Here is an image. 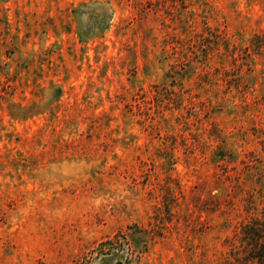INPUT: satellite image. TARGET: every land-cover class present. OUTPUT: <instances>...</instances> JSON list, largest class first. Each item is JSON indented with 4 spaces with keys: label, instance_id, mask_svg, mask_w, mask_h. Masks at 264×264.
Returning <instances> with one entry per match:
<instances>
[{
    "label": "rangeland",
    "instance_id": "374dc122",
    "mask_svg": "<svg viewBox=\"0 0 264 264\" xmlns=\"http://www.w3.org/2000/svg\"><path fill=\"white\" fill-rule=\"evenodd\" d=\"M264 0H0V264H264Z\"/></svg>",
    "mask_w": 264,
    "mask_h": 264
},
{
    "label": "trees",
    "instance_id": "16d2710c",
    "mask_svg": "<svg viewBox=\"0 0 264 264\" xmlns=\"http://www.w3.org/2000/svg\"><path fill=\"white\" fill-rule=\"evenodd\" d=\"M246 245L247 248L250 249V253L259 255L260 259L261 257H264V236L257 237L254 235V237H248L246 236ZM264 259V258H263Z\"/></svg>",
    "mask_w": 264,
    "mask_h": 264
}]
</instances>
